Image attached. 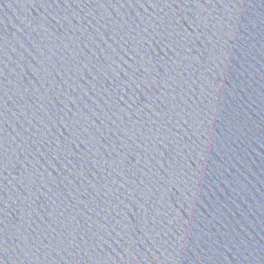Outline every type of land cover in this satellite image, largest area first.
<instances>
[{"label":"water","instance_id":"95a60500","mask_svg":"<svg viewBox=\"0 0 264 264\" xmlns=\"http://www.w3.org/2000/svg\"><path fill=\"white\" fill-rule=\"evenodd\" d=\"M0 264H264V0H0Z\"/></svg>","mask_w":264,"mask_h":264}]
</instances>
